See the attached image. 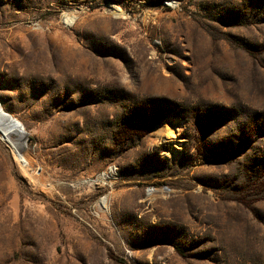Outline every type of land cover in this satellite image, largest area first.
<instances>
[{
	"label": "rangeland",
	"instance_id": "1",
	"mask_svg": "<svg viewBox=\"0 0 264 264\" xmlns=\"http://www.w3.org/2000/svg\"><path fill=\"white\" fill-rule=\"evenodd\" d=\"M0 105V264H264V0H0Z\"/></svg>",
	"mask_w": 264,
	"mask_h": 264
},
{
	"label": "bare ground",
	"instance_id": "2",
	"mask_svg": "<svg viewBox=\"0 0 264 264\" xmlns=\"http://www.w3.org/2000/svg\"><path fill=\"white\" fill-rule=\"evenodd\" d=\"M0 121H2V123H3L2 125L7 126L6 128L4 127L5 129L3 130V133H4V131L7 134L8 133L11 134L13 132H22L23 131L21 124L17 120H14L12 117H10L6 113H4L3 110L1 109V107H0ZM5 137H6V135H5ZM5 140L7 141V143L11 144V142L8 140V138H5ZM11 145H13V144H11ZM13 146L15 147V145H13ZM15 149H16L17 153L19 154V151L17 150L16 147H15Z\"/></svg>",
	"mask_w": 264,
	"mask_h": 264
},
{
	"label": "built area",
	"instance_id": "3",
	"mask_svg": "<svg viewBox=\"0 0 264 264\" xmlns=\"http://www.w3.org/2000/svg\"><path fill=\"white\" fill-rule=\"evenodd\" d=\"M109 175H110V171L108 170L107 176H109Z\"/></svg>",
	"mask_w": 264,
	"mask_h": 264
},
{
	"label": "water",
	"instance_id": "4",
	"mask_svg": "<svg viewBox=\"0 0 264 264\" xmlns=\"http://www.w3.org/2000/svg\"><path fill=\"white\" fill-rule=\"evenodd\" d=\"M0 107H1V105H0ZM7 115H10V114L7 113ZM10 116H11V115H10ZM14 120H16V119H14ZM5 127H7V126H5Z\"/></svg>",
	"mask_w": 264,
	"mask_h": 264
}]
</instances>
